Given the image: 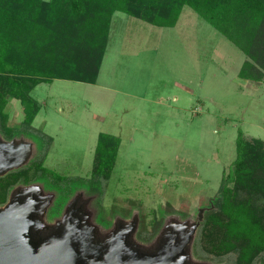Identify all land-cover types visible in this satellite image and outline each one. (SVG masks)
<instances>
[{
	"label": "rangeland",
	"instance_id": "obj_1",
	"mask_svg": "<svg viewBox=\"0 0 264 264\" xmlns=\"http://www.w3.org/2000/svg\"><path fill=\"white\" fill-rule=\"evenodd\" d=\"M246 58L189 5L167 27L118 11L96 83L55 79L32 90L41 109L31 159L43 157L62 175L58 186L73 201L77 181L91 176L99 134L117 135L112 176L86 205L91 221L106 226L136 214L140 226L157 217L190 222L217 194L240 132L264 139V80L239 77ZM7 111L12 125L22 123L19 99ZM198 252L210 264H235V254Z\"/></svg>",
	"mask_w": 264,
	"mask_h": 264
},
{
	"label": "trees",
	"instance_id": "obj_2",
	"mask_svg": "<svg viewBox=\"0 0 264 264\" xmlns=\"http://www.w3.org/2000/svg\"><path fill=\"white\" fill-rule=\"evenodd\" d=\"M186 5L244 51L247 58L240 78L264 80V0H0V136L33 141L29 135L41 106L31 92L39 84L55 79L97 82L116 12L167 27L177 24ZM12 98L19 99L25 111L20 125L10 122L7 105ZM120 144L117 135L99 134L91 176L82 180L87 189L80 192L82 181H77L74 192L85 197L103 194ZM43 161V157L33 158L0 176V206L17 186L38 184L45 193L53 194L47 221L63 215L72 196L62 195L58 184L63 176ZM100 215L94 212V217ZM99 226L105 233L113 224ZM163 226L158 217L143 221L136 239L151 245ZM198 248L218 258L235 254V264H256L258 260L264 264L263 138L247 137L242 131L237 137L236 158L224 170L219 190L196 233L195 256L205 258Z\"/></svg>",
	"mask_w": 264,
	"mask_h": 264
},
{
	"label": "water",
	"instance_id": "obj_3",
	"mask_svg": "<svg viewBox=\"0 0 264 264\" xmlns=\"http://www.w3.org/2000/svg\"><path fill=\"white\" fill-rule=\"evenodd\" d=\"M33 150V141L0 136V176L26 164ZM52 200L53 194L38 184L14 188L0 206V264H210L194 253L207 207H200L190 222L164 225L155 241L144 245L136 239V214L116 220L102 233L82 193L51 222L46 215Z\"/></svg>",
	"mask_w": 264,
	"mask_h": 264
},
{
	"label": "flooded vegetation",
	"instance_id": "obj_4",
	"mask_svg": "<svg viewBox=\"0 0 264 264\" xmlns=\"http://www.w3.org/2000/svg\"><path fill=\"white\" fill-rule=\"evenodd\" d=\"M89 198V201H90V199L93 201V197H88ZM89 203V202H88Z\"/></svg>",
	"mask_w": 264,
	"mask_h": 264
}]
</instances>
